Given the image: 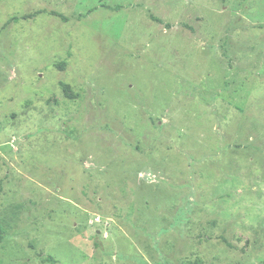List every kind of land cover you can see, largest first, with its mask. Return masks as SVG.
I'll list each match as a JSON object with an SVG mask.
<instances>
[{
  "label": "rangeland",
  "instance_id": "obj_1",
  "mask_svg": "<svg viewBox=\"0 0 264 264\" xmlns=\"http://www.w3.org/2000/svg\"><path fill=\"white\" fill-rule=\"evenodd\" d=\"M0 237V264H264V0H0Z\"/></svg>",
  "mask_w": 264,
  "mask_h": 264
},
{
  "label": "trees",
  "instance_id": "obj_2",
  "mask_svg": "<svg viewBox=\"0 0 264 264\" xmlns=\"http://www.w3.org/2000/svg\"><path fill=\"white\" fill-rule=\"evenodd\" d=\"M51 15H54V16H58V17H60L59 15H57V14H55V13H51ZM151 19H152L153 21H155V22L161 24V21H160V20H158V19H156V18H153V17H151ZM0 239H1V237H0ZM44 261H45V262H48V263H54V261H53L51 258H47V259H45Z\"/></svg>",
  "mask_w": 264,
  "mask_h": 264
}]
</instances>
